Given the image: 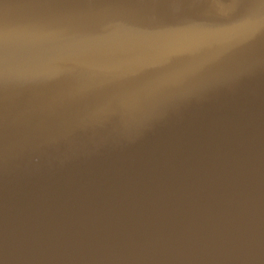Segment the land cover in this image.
I'll return each instance as SVG.
<instances>
[{"label": "water", "instance_id": "95a60500", "mask_svg": "<svg viewBox=\"0 0 264 264\" xmlns=\"http://www.w3.org/2000/svg\"><path fill=\"white\" fill-rule=\"evenodd\" d=\"M0 264H264V0H0Z\"/></svg>", "mask_w": 264, "mask_h": 264}]
</instances>
